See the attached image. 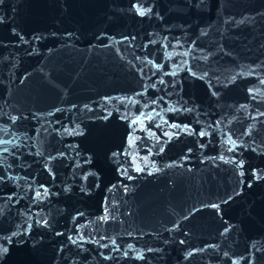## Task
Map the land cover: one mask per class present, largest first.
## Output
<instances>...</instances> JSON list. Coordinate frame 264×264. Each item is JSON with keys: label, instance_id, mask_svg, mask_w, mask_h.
<instances>
[{"label": "water", "instance_id": "1", "mask_svg": "<svg viewBox=\"0 0 264 264\" xmlns=\"http://www.w3.org/2000/svg\"><path fill=\"white\" fill-rule=\"evenodd\" d=\"M0 247L264 264V0H0Z\"/></svg>", "mask_w": 264, "mask_h": 264}, {"label": "snow or ice", "instance_id": "2", "mask_svg": "<svg viewBox=\"0 0 264 264\" xmlns=\"http://www.w3.org/2000/svg\"><path fill=\"white\" fill-rule=\"evenodd\" d=\"M147 11L148 10L141 8V9H139V14L140 15H144V14H146ZM148 118L150 119L151 117H148ZM200 135H205V133L204 132H201ZM240 163L242 164L243 162L241 161ZM213 207H217V206L216 205H213ZM7 252H8V249L7 248L0 247V255H6Z\"/></svg>", "mask_w": 264, "mask_h": 264}]
</instances>
